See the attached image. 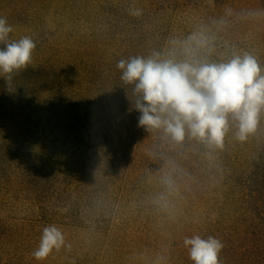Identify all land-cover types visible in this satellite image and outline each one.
Returning <instances> with one entry per match:
<instances>
[{"label": "rangeland", "instance_id": "obj_1", "mask_svg": "<svg viewBox=\"0 0 264 264\" xmlns=\"http://www.w3.org/2000/svg\"><path fill=\"white\" fill-rule=\"evenodd\" d=\"M253 13L264 0H0L12 38L36 43L14 91L0 78V264H193L183 240L197 234L222 241L220 264H264V116L211 158L192 142L169 151L139 127L116 67L221 18L219 51L264 67V15ZM169 157L185 175L166 212L153 201ZM52 224L70 247L37 261Z\"/></svg>", "mask_w": 264, "mask_h": 264}, {"label": "clouds", "instance_id": "obj_2", "mask_svg": "<svg viewBox=\"0 0 264 264\" xmlns=\"http://www.w3.org/2000/svg\"><path fill=\"white\" fill-rule=\"evenodd\" d=\"M129 15H142L141 8H130ZM231 15V9H226ZM264 15V13H253ZM221 18L212 25L198 24L183 38L169 37L162 50L150 55L118 61L121 80L133 86L140 112L138 125L149 133L161 134V148H182L186 142L202 145L206 154L222 151L230 133L236 141L253 136L264 116V67L247 51H219ZM13 27L0 17V78L9 92L15 90V77L32 62L36 43L30 36L13 39ZM154 157L158 153H150ZM183 169L166 158L158 177L161 191L153 203L170 212L173 199L180 195ZM183 246L193 264H220L224 248L221 240L209 235L186 236ZM66 245L61 229L52 224L42 229L32 256L46 260Z\"/></svg>", "mask_w": 264, "mask_h": 264}]
</instances>
